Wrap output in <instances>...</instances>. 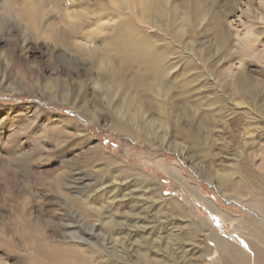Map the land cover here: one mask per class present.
<instances>
[{"label": "rangeland", "instance_id": "rangeland-1", "mask_svg": "<svg viewBox=\"0 0 264 264\" xmlns=\"http://www.w3.org/2000/svg\"><path fill=\"white\" fill-rule=\"evenodd\" d=\"M24 1L0 0L5 24L0 29V264H62L58 257L49 259V246L79 252L84 264H112L108 256L116 255L120 264H225L228 254L221 242L245 249L248 230L235 229L236 220L253 219L264 227V215L250 206L252 197H235L231 190L240 186L238 179L236 189L224 188L215 173L245 159L258 171L264 153V123L244 118L246 105L230 89L240 79L257 83L264 105V58L260 63L247 57L243 45L255 40L256 51L264 54V0H206L211 13L222 20V30H215L207 15L198 31H188L195 49L206 53L207 67L196 58V69L191 65L186 74L197 90L191 95L193 105H205H199L201 114L194 121L184 119L177 83L171 104L165 100L168 127L151 143L113 128L115 102L110 105L96 93L98 72L91 61L54 52V43L42 36L24 42L26 34L15 14ZM71 1L81 0L66 4L82 11L83 4ZM170 1L191 11L194 0ZM59 17L56 12L49 20ZM92 18L82 21L85 25L75 40L89 35L96 43L106 39L97 29H109L107 21ZM45 26L40 24V35ZM222 41H227L226 48H219ZM9 52L13 56L5 55ZM180 55L172 75L192 63L190 54ZM152 97H146L145 107L151 120H157ZM209 111L215 114L214 122L207 118ZM207 125L213 127L211 133ZM246 125L251 129L247 134ZM167 167L178 168L183 183L174 180ZM202 221L208 230L197 229ZM109 223L119 232L126 230V237L115 239L118 228L114 234ZM146 240L155 246L149 259L158 260L144 261Z\"/></svg>", "mask_w": 264, "mask_h": 264}, {"label": "bare ground", "instance_id": "bare-ground-1", "mask_svg": "<svg viewBox=\"0 0 264 264\" xmlns=\"http://www.w3.org/2000/svg\"><path fill=\"white\" fill-rule=\"evenodd\" d=\"M81 1H71L72 4L78 3L79 5H84L80 12L78 10L75 11L76 7L72 8L75 9L72 11L71 7L67 6L66 0H25L17 4L18 6L16 7L18 8L15 9L17 10L15 13L17 15L16 20L20 22L23 33L26 34V37H23L25 39L24 42L27 44L30 36L34 38L42 36V38H45V41L51 40L54 43V52L60 51V55H62V52H65L66 55L86 58L91 61L93 66H95L96 72H98V77H96V83L94 84L96 93L104 97L110 105H113L115 102L114 113L116 121L113 128L127 133L135 141L145 140L151 143L153 138L159 137L160 129H163L161 132L167 129L166 117L168 106L165 100H169L171 104L173 89L175 85L178 86L177 83L181 85L178 97L185 107L183 113L184 119L194 121L196 116L198 118L199 114H201L199 111L202 109H200V106L204 103L193 105L195 101L192 102L191 95L193 94L192 92H197V90L192 87L191 78L187 79L186 74L189 69H196L197 59L198 62H201V64L199 63L200 65L204 64L207 67V63L203 62L206 53L202 49H195L193 46L194 41L188 37V31H198L202 24L207 21V15L210 16L209 22L214 29L218 32L222 30V20L218 14L211 13L206 5V0H194L191 11L188 9L182 11L176 4L171 6L170 0ZM180 1H183L185 4L190 2V0ZM232 1L234 3L237 2V0ZM170 6L173 9L168 13L167 11L170 9ZM56 12H58L60 17L57 20L50 21L49 16ZM81 14L83 15V19L79 18ZM92 17H98L96 18L99 19L97 21H107L109 29H97L99 32L104 31L107 34L106 39L101 43H98V41L96 43V40L89 35L83 40H80L78 37L79 40H75L73 36L75 34L78 35L83 30L82 25H85L82 24V21L89 22L90 19H93ZM133 17L134 20H132ZM137 17H139L138 24L134 22ZM41 23H45L46 25L44 33H41L42 35H40L38 29ZM4 26L5 24L2 22L0 15V29L4 28ZM99 27L103 28L101 22ZM149 29H156L157 32L151 33ZM93 31L90 34H93ZM255 42V40L251 39L244 42V52L247 57L251 59L255 58L261 63L264 54L261 51H256L258 46L256 47ZM221 46L226 48L227 41L219 42V48ZM181 52L190 54L192 63L188 64L190 67H187L188 65L184 67L182 72L172 75V71L179 64L181 58L179 54ZM5 55L11 57L13 56V52ZM176 55H178V58L175 57ZM32 56L33 54L29 58L32 59ZM191 65L193 68H191ZM197 79L198 77H194L195 81ZM237 85L238 88H236ZM237 85L234 83L233 85L230 84V89L232 95L235 98H241L243 104L246 105L247 110L243 111L244 118L257 124H263L264 105L262 104V99L260 100L259 85L257 83L252 85L245 83L242 79H240V83L238 80ZM150 96H153L152 99L157 104L156 111L160 115L157 120H151L148 114L149 111L145 107L146 104L148 105V99H150L146 97ZM208 105L212 107L215 104L208 103ZM217 106L224 107L221 103ZM169 109L173 113L171 105H169ZM213 109L215 110V108H212V111ZM212 111H209L210 113L207 118L214 122L215 114L213 115ZM219 112L222 114L223 108ZM207 127H210L209 131L211 133L213 127L211 125H207ZM177 128L178 125L176 126ZM245 130L246 134L251 132L249 125H246ZM261 155L262 157L259 158L260 163L257 167L258 171L245 159V162H235L233 164L234 167L230 170L226 169L221 173L216 172L215 179L219 186L224 188H231L233 186L235 189L237 188V184L233 183L234 180L238 179L235 182L239 183L240 186L236 190L230 189L235 192V197H252L251 200L248 198V203H250V206L254 210L264 215V153ZM158 164L164 167L163 162L160 161ZM166 171L174 180L183 183L182 179L185 177L178 168L167 167ZM211 208L214 207L211 206ZM94 209L97 214L96 216H98L97 218L101 217L100 210L96 207ZM226 220H228V217H226ZM245 220L237 219L234 226L235 229L245 227L248 230L249 239L246 240L244 237V242L246 243L245 249L238 246L239 249L237 246L234 247L221 242L222 247L226 250L222 249L228 254V256L225 255L228 257L225 264H264V227L253 219ZM246 223L247 226H245ZM109 224L108 229L114 231L115 234V229L118 227L115 226V223ZM203 228L208 230V224L204 221H202L200 226H197L198 230ZM117 230L119 232L121 229L118 228ZM125 231L116 234L115 239L119 241L121 235L126 237ZM241 232L244 231L242 230ZM238 233L240 232L238 231ZM182 237H186V234H183ZM130 242L131 244L133 243L132 239H130ZM142 245L145 248L141 252L144 261L146 259L158 260L157 257H150L149 259V255H152V249L155 247L153 244L148 243L146 240L145 244ZM123 246H125V243ZM46 248L51 252L49 259L52 261L58 260L52 257H58L62 260V264H84V260L78 257L79 252L74 251L70 254L64 251L59 252V246H49ZM120 257L117 255L108 256V259L112 264H120Z\"/></svg>", "mask_w": 264, "mask_h": 264}]
</instances>
